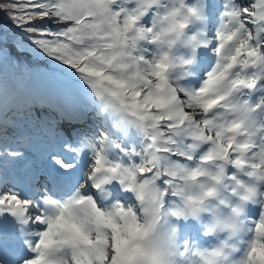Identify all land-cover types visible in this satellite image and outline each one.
<instances>
[{
    "label": "snow or ice",
    "instance_id": "1",
    "mask_svg": "<svg viewBox=\"0 0 264 264\" xmlns=\"http://www.w3.org/2000/svg\"><path fill=\"white\" fill-rule=\"evenodd\" d=\"M0 14V264H264V0Z\"/></svg>",
    "mask_w": 264,
    "mask_h": 264
},
{
    "label": "trees",
    "instance_id": "2",
    "mask_svg": "<svg viewBox=\"0 0 264 264\" xmlns=\"http://www.w3.org/2000/svg\"><path fill=\"white\" fill-rule=\"evenodd\" d=\"M0 26H2L3 28H10V25L6 22V18L0 14ZM34 67L38 70L43 71L44 70V65L43 64H35Z\"/></svg>",
    "mask_w": 264,
    "mask_h": 264
}]
</instances>
